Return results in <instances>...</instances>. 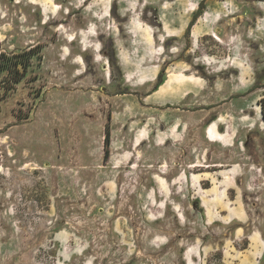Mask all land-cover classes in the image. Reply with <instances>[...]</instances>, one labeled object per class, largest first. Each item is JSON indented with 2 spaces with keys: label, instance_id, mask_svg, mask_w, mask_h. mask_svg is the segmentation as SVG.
Segmentation results:
<instances>
[{
  "label": "rangeland",
  "instance_id": "1",
  "mask_svg": "<svg viewBox=\"0 0 264 264\" xmlns=\"http://www.w3.org/2000/svg\"><path fill=\"white\" fill-rule=\"evenodd\" d=\"M103 7L110 11L106 29L116 24L124 39L131 36L129 24L153 29L154 42L143 56L161 64L163 72L175 69L208 77L221 89L229 86L240 93L234 94L240 105L232 107L237 113L243 114L249 101L253 117L262 109L264 0H0V56L36 47L19 83L7 71L0 76V264H233L232 255L241 251L251 259L255 242L248 237L261 231L264 238V165L254 171L237 167L235 178V170L213 174L220 168L195 166L201 179L209 178L203 187H191L188 172L184 186L176 182L178 175H164L176 184L160 187L154 173L166 170L163 154L154 156L145 147L134 163L105 164L99 125L92 138L87 135L81 92L73 94L65 79L50 78L56 42L72 38L70 19ZM200 8L204 18L196 28L209 36L195 43L187 27ZM79 24L80 41L89 23ZM166 33L174 36L162 41ZM193 36L197 41V32ZM111 49L107 40L109 56ZM111 62L119 82L115 59ZM244 65L247 89L239 85L238 67ZM192 83L171 77L162 91L183 92L178 86ZM253 141L258 151L250 155L263 157L261 140ZM233 210L246 221H231Z\"/></svg>",
  "mask_w": 264,
  "mask_h": 264
},
{
  "label": "crops",
  "instance_id": "2",
  "mask_svg": "<svg viewBox=\"0 0 264 264\" xmlns=\"http://www.w3.org/2000/svg\"><path fill=\"white\" fill-rule=\"evenodd\" d=\"M105 8L87 9L70 19L72 38L67 41L59 39L56 42L54 46L56 57L52 67L54 75L50 76L51 79L58 81L65 79L67 86L72 87L73 94L81 92L83 101L81 111L85 114L83 122L87 124V135L92 138L96 133L94 125H99V149L104 150L105 164L114 161V168H120L127 162L134 163L139 158V152L144 151L145 147H150L154 156L163 154L161 160L166 163L163 174L154 173V180L160 187L161 185L171 187L176 184L173 179L165 178L172 175H178L176 182L184 186L186 180L182 176H187L188 173L191 187H203L202 181H209V178L201 179V174L194 171L195 166L220 168L213 174L235 170L233 173L235 178L240 173L237 167L242 170L243 166H250V171H254L264 165V156L250 155L252 151H258L257 141H253V138H259L264 147L262 109L258 112L259 115L254 117L252 111L247 110L254 101L247 103L244 107L246 109L241 111L243 114L237 113L232 107L240 105L239 99L234 97L237 96L234 94L240 93H236L235 90L231 93L229 86L221 89L219 83L214 86L210 84L208 77L194 75L191 77L175 69L168 68L163 72L161 64H156L154 60L143 56L145 49L154 42L153 29L147 24L140 27L129 24L126 26V32L131 36L124 39L121 37V29L116 24H110L106 29L105 22L110 20V11L107 13ZM203 15V8H200L187 27V33L195 43L203 36H209L200 35L196 28L197 23L204 18ZM93 17H97V20ZM80 20L89 24L88 29L83 30V39L80 38L79 41V33L76 35V31L83 29L79 24ZM163 30L165 32L164 28ZM195 32L199 36L197 41L193 36ZM171 36L174 34L166 33L162 41ZM107 40L112 44L114 58L104 50ZM85 42L88 44L87 47H84ZM112 59H115L116 67L121 74L119 82L113 78ZM238 63L243 64L244 60L241 58ZM207 69L210 70V67ZM238 69L241 80L239 85L247 89L249 87L247 67L244 65ZM161 74L162 82L159 84ZM171 77L180 81L191 79L193 83L187 88L179 85V91L184 90L183 92L168 95L162 90ZM119 85L121 87H118ZM217 97H221L220 102L215 100ZM107 127L110 131V144L106 160L102 135H106ZM249 141L253 149L249 147ZM88 143L91 145L92 141ZM237 144L240 149L233 150ZM180 146L183 147L182 152ZM175 153L178 154L176 158ZM209 159L213 160L212 164L208 162ZM171 160H177L174 167L170 165ZM185 160L193 166L192 169L185 168ZM229 165L232 167H227ZM213 174L208 172L206 175ZM194 176H197V179L193 180ZM203 190L205 189L201 188L199 193L201 194ZM197 200L194 201L195 206H198L203 198ZM204 203L207 206L206 212L204 210L207 218L211 215V206L207 201ZM233 213L235 215L231 221H246L239 216L238 211L233 210ZM242 229L244 228L240 227L237 230ZM248 239L255 242L251 259L245 258L246 255L241 251L238 252L240 255H232L235 257L233 264H264L262 232H252ZM251 244L249 243V246Z\"/></svg>",
  "mask_w": 264,
  "mask_h": 264
},
{
  "label": "trees",
  "instance_id": "3",
  "mask_svg": "<svg viewBox=\"0 0 264 264\" xmlns=\"http://www.w3.org/2000/svg\"><path fill=\"white\" fill-rule=\"evenodd\" d=\"M35 52H36V47L30 49L27 52L12 56H7L4 53H1L0 76L3 71H7L9 75L14 79V83H19L26 76L28 69L31 65L32 57L35 55ZM110 57L114 58V53H112ZM161 82H162V74L160 75L159 84H161ZM260 105L262 107L261 112H262V119L264 121V99H262ZM109 142H110V131H109V127H107L106 135H105V143L107 146V151L105 155L106 159L108 158L109 155V151H108Z\"/></svg>",
  "mask_w": 264,
  "mask_h": 264
},
{
  "label": "bare ground",
  "instance_id": "4",
  "mask_svg": "<svg viewBox=\"0 0 264 264\" xmlns=\"http://www.w3.org/2000/svg\"><path fill=\"white\" fill-rule=\"evenodd\" d=\"M218 38V37H217Z\"/></svg>",
  "mask_w": 264,
  "mask_h": 264
}]
</instances>
